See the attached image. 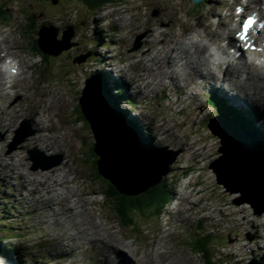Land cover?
Masks as SVG:
<instances>
[{"label":"rangeland","instance_id":"rangeland-1","mask_svg":"<svg viewBox=\"0 0 264 264\" xmlns=\"http://www.w3.org/2000/svg\"><path fill=\"white\" fill-rule=\"evenodd\" d=\"M233 2L234 0H209L207 3H202L203 10L197 15L193 10L192 0H122L107 4L99 10H89L78 0H0V13L5 11L0 16V33L6 36L7 42H12L11 44L16 48L15 54L22 58L23 63V78L16 84L19 90L9 101L17 103V106L4 107L8 103L6 102L3 105L4 113L1 114L0 111V115H3L0 121V210L4 211L0 214V237H6L9 234L8 231L16 235L17 237L8 239L4 244L18 248L24 258L29 261L26 262L27 264H79L78 259L83 264L116 263L110 256L106 259L107 253L103 251L97 250L99 252L96 253L95 248L98 245L91 244L86 236L82 239L66 240L67 253L61 252L55 245L58 240L56 238L70 237L74 231L68 228L73 225L75 229V224L80 223V218L82 225L87 221L82 219L80 213L74 216L75 221L66 220L70 216L69 212L59 207L58 211H64L65 216L61 214L58 220L54 212L48 214L39 212L37 207L42 205L41 194L36 192L35 185L25 177L26 170L34 169L29 150H39L44 154L54 155L53 160L51 158L48 163L43 164L59 162L49 170L39 168V171L47 172L58 168L65 161L72 160L76 168L81 167L92 173L91 181L87 179L88 181L82 182V186L78 183H74L73 186L78 187L79 185V189H87L88 193L85 196H93L94 205H98L100 208L98 209L104 214L110 215L116 224L122 221L119 226L129 234L127 239L129 247H125L126 250L122 251L128 256L130 253L136 254L139 264H160L161 262V255H155L156 246L150 244V247L148 239L155 240L154 243L156 240L162 242L165 239L166 244L172 249L173 256H181L183 261L188 260L189 257L190 264H206L205 252L200 251L196 246L198 242H201L202 235L205 233L212 236L208 244L212 259L217 264H254L252 263L254 260L261 264L257 260L259 257H263L264 262V214L257 215L254 211V207H257L255 203L249 200L250 197L246 199L241 192H250L249 186L244 184L245 180L239 174L233 173L229 178L241 186L234 190L218 182L217 174L211 167L222 154L220 152L223 140L222 130L215 129L214 125L235 119L222 113L212 124L209 122V128L205 126L207 119L214 117V110L208 98L212 97V92H217L213 90V87L218 85L214 83L215 79L207 80L209 81L207 85L203 82L198 85L192 83L193 74L203 76L202 71L209 72L208 69L202 70L201 60L193 72L190 66L184 65L185 68L180 73L184 76V80L180 85H175L170 80L171 78H167L161 87L149 86L146 83L147 80L144 79L145 75L152 77L158 75V71L151 66L152 61L149 59L157 56L159 49L164 50L160 45L161 41L164 42V35L172 33L183 41L190 36L197 38L196 32L204 34L206 31L199 24L200 21L205 20L207 14L211 18L214 13L210 14L212 9H216V13L224 17L226 24L229 23V31L226 25L222 28L218 27L226 34V37H229L228 33L231 28L237 27L238 23V18L231 16L229 12ZM198 5L196 8L200 7V4ZM33 16H37L36 24L30 22V17ZM212 20L217 27L219 20L215 17ZM28 24L31 26L28 27ZM42 26L56 31L61 45L65 41V31L72 28L73 33L70 39L72 47L70 46V49L62 51L59 55L44 53L37 42L38 32ZM152 29L155 31L151 32ZM237 34L238 27L234 33L236 39ZM217 38L221 42L222 38ZM139 39L140 45H134ZM33 42L37 43L45 58L32 48L34 47ZM152 45L156 46V51H149ZM212 48L215 53L219 54L216 45ZM101 58L103 62L99 61ZM105 63H111L110 67L106 66L104 69ZM113 64H116L115 69L120 71L118 75L121 77L117 78V73L112 69ZM168 70V66H164L160 81L164 80ZM207 74L209 76V73ZM187 77H192V79ZM88 78L98 80L99 84L95 80L90 83L91 88L89 89L86 84ZM230 80L233 81V79ZM122 82L130 84L127 88L125 83L124 94L119 97L115 96L117 92L115 88L112 89L113 94L109 92L110 85ZM95 85L106 88L108 98L109 95L112 96L118 112L123 119L136 128L135 131L138 134L135 133V135H138L141 140H146L151 151H157L155 146H163L175 156L174 163L168 161L169 171L160 175V180L166 184L168 192V202L162 210L152 207L145 208L143 211L131 210L129 216L126 217L129 222H124L122 219L119 220L120 217L116 214L112 199L105 194L106 189H113L109 187L113 183L99 174V169L95 164L97 155L94 154V158L91 153L95 137L92 135L88 121L82 120L80 110H76L85 88V95L89 96L85 98V103L90 101V106H92L90 96L93 97ZM218 88H221V84ZM43 92L44 96H42ZM96 93L95 97H98L99 93ZM6 100L5 97L4 101ZM229 103L246 111L249 119H256L255 123L253 121L255 127L261 133L264 131L258 121V116L262 115V111H258L259 107L246 105L241 108L234 101L229 100ZM90 106L88 110L92 114ZM33 108L39 109L43 115L44 111H48L49 136L52 141L63 145L65 151L56 150L57 147L54 150L43 149L38 146L40 142L36 143L32 139L36 134L41 136L47 133L39 130L40 117L30 116V114L33 116L31 113ZM261 119L264 121L263 118ZM26 121L30 124L32 131L36 130L35 133L16 150L9 152L17 136V129ZM152 121L155 122L152 123ZM129 127L132 128V126ZM249 132L252 131L249 130ZM252 133L256 134V142L262 148V150L258 149L259 155L264 157V145L259 140L258 134ZM54 136L59 138L53 139ZM190 145H194L193 149ZM203 145L208 148H203ZM261 151H263L262 154H260ZM114 152L117 153L116 150ZM159 153L162 154V152ZM4 154L8 156L2 157ZM69 154L70 158L67 157ZM11 157L14 159L12 160ZM196 157L198 158L195 159ZM261 163V167L264 168V160ZM5 164H8V167H5ZM187 169L194 173H181V170ZM78 177L81 178V175L79 174ZM232 182L230 183L233 185ZM94 187L101 192L99 193V190ZM199 190L200 192L197 193ZM95 193L97 194L94 196ZM241 196L244 198L242 201L246 203L238 204ZM262 198L264 203V196ZM57 200L61 201L58 198ZM176 207L182 209L179 211ZM176 213L179 218L175 217ZM95 214H97V208L94 206L90 215L96 218ZM47 215H49L48 219ZM104 226L113 231L115 228L119 230L110 219L104 223ZM104 226L99 228L103 229ZM76 231L81 233L79 227ZM157 246L159 251L166 248L165 245ZM78 247L79 252L74 249ZM146 248L149 249L146 250L147 254H152L148 260L145 259ZM37 257H42V259L37 260ZM125 258H127L126 255H120L121 264ZM172 262L165 261V264H172Z\"/></svg>","mask_w":264,"mask_h":264},{"label":"bare ground","instance_id":"bare-ground-1","mask_svg":"<svg viewBox=\"0 0 264 264\" xmlns=\"http://www.w3.org/2000/svg\"><path fill=\"white\" fill-rule=\"evenodd\" d=\"M200 2H202V1H200ZM261 4H264V0H247V3H246V5L249 8H251V7L258 8L257 10H255V11H259L258 13H256L259 17L258 21L264 22V12H262V10H260ZM215 10L214 9L211 10L210 14H212V12H214L211 18L209 17V14H207L205 16V20L200 21L199 24L206 31L204 32V34H200L199 32H196L197 38H195L194 36H190L189 38H185L184 39L185 41H183V40L175 37L174 34H172V33L165 34L163 37V40L167 45L164 44L163 41H161L160 45H161V47L164 48V50H167V51H164V50L160 51L161 49H159L158 50L159 54L157 56H154L153 58L149 59L150 61H152L151 66H153V68H155L158 71V75H157V77L145 75L144 79L147 80L146 83L149 86L154 85V86L161 87L167 78H171L170 80L173 81V83L175 85H180L181 81L184 80V76L180 75L182 69L185 68L184 65L187 64L188 66H190L191 70L193 72V70H195V68L197 67L198 62H200V60H201L202 62H200V64H201L200 66L202 67V70L208 69L209 72L202 71L204 73L203 76H205V77L198 75V74H193L194 79L192 80V83L195 85H198V83L203 82V83H205V85H207L209 83V81H207V80L211 81L210 78H213V79H215L214 80L215 84H218V85L221 84V88H218V85H217L214 87V89L218 90L220 93L225 95L230 100V102L234 101L241 108L246 106V105L249 107L252 105L256 106L259 104L258 107L261 110L259 109L258 111L259 112L262 111V115L258 116V118H259L258 121L260 123V126L264 130V121H262V119H261V118L264 119V51H263L264 50V30L258 36H256V37L253 36L252 38L247 39V41L252 42V45L255 44L258 47H257V50L255 51V56L252 59L244 58L243 57L244 52L242 51V49H240V47L237 46L238 39L236 40L235 37L233 36L235 31H236V29H235L236 27L231 28L230 32L228 33L229 37H226L225 36L226 34H224V32L222 30L218 29V27L222 28L224 25H226V27H228L229 23L226 24L224 19H223L224 17L219 16ZM214 17L219 20L217 27H215V23L212 20V18H214ZM36 18H37V16H33V19L30 18V22L31 23L33 22L36 24V22H37ZM232 20H234V19H232ZM154 31L155 30L152 29L151 32H154ZM227 31H229V27H228ZM1 33H0V36H2V38H0V111H1V114H3L4 113V107L7 106V107L13 108V107L17 106V103H12L9 101L13 98L12 96L16 95L17 91L19 90V88L17 87L16 84L19 80H21L23 78V69H21V68H23L22 67L23 63H22V58H20V56L18 54L17 55L15 54L14 50L16 48L11 44L12 42L11 43L7 42L6 36L2 35ZM190 35H194V34L190 33ZM230 36H232V37H230ZM216 37H220L222 39L227 38V40L225 41L227 45H223L222 43H220V41L218 40V38L216 39ZM184 43L187 45L183 46L182 44H184ZM19 44H20V42H19ZM213 45H216V50L219 51V54H217L211 50V49H213L212 48ZM158 46H159V44H158ZM34 47H35V44H34ZM34 47H32V48H34ZM150 50L156 51V46L152 45L149 48V51ZM19 51H20V49H19ZM17 53H19V52H17ZM217 55H219L220 57L218 58ZM12 57L17 59L16 62L18 64V68L20 70V72L17 75H13V76H11V74L8 72V70L5 69V66L2 65V63L5 60H7V62L11 61ZM220 58L224 60L223 63L218 61ZM31 60H32V58H31ZM97 60H99V59H97ZM106 64H107L108 68L111 65V63H106ZM164 66H168L169 70L167 71V75L164 76V80L160 81V75L162 73ZM47 67L48 66H46V68ZM110 72L112 73V71H110ZM207 73H209L210 77L208 76ZM189 76H192V75H189ZM26 77H27V75H26ZM187 78L192 79V77H187ZM239 78L241 80H239ZM230 79H233V81ZM175 80H177V81H175ZM104 81H105V79H104ZM96 83H98V80H96ZM120 86H121L120 84H119V86L117 84L116 85H110V88L108 87V89H114V88H117ZM103 88L106 89L104 86L97 87V85H95V89L93 90L94 94H97L96 92L99 93V95H100L99 99L97 97L91 98V96H90V100L92 101V109L98 111L99 115L102 118V119L97 121L98 123H96L94 121L92 124L84 116L85 111L91 105L90 101H87V103L84 104V101L79 100V102H78L79 104H77V106H76L78 108L76 110L77 111L80 110L81 114L83 115V118L82 117H80V118L82 120L84 119V121H88V123L90 125V129L92 130L91 132H93L92 135H94V137H95V143H94L93 147H91L93 152L91 151V153H95L99 157L97 164L95 162L96 167H98V169H99V172L101 170V172L105 175L106 172H108V174H110L109 173V171H110L114 177V180L119 182L125 188L124 189L125 195H128L127 194L128 190L129 191L130 190H133V191L138 190L140 192L142 190H144L142 192V193H144V192L148 191L150 188L155 187L156 185L159 186L160 184H163L164 186H166V184L161 182L162 180L157 182L158 177L160 175L166 174L165 171L168 168V165H167V166H165V169H164V164L161 160H159L157 158L158 156L157 157L153 156L151 158H148V156H150L149 152H145V153H142L139 155V154L134 153V152L139 153L140 151H134L133 152L132 150L126 151L127 154H125V151H122L123 150L122 145H120L121 146L120 149H115V144H114V143H116L115 137L123 140V139H125V137H129L131 135V133L136 138H138V135H135V133H137L135 131L136 128L130 122L123 119V116L118 112L117 109L114 110V108H115L114 102L115 101L113 100L112 96L109 95L110 99L108 98L107 94L105 96H103V92H104ZM89 89H90V87H89ZM42 96H44V92L42 93ZM5 97L7 98L6 101H4ZM82 97L89 98V96L83 95V94H82ZM6 102H8V103L6 105H4ZM3 105H4V107H3ZM31 113H33V116H32V114H30V116L32 118H35L37 116H38V118L40 117V119H39L40 129L39 130L47 132V133H45V135H43L41 133L42 134L41 136H38L36 134L35 136L32 137V139L36 143L40 142V143H38V146L43 148V149H47V150H50V149L54 150L55 147H57L56 150L65 151V149L63 148V145L58 144L57 141H52V138L49 136L48 128H47V126H48L47 125L48 124L47 119L49 118L48 111H44V115H45L44 116L42 114V112H40L39 109L33 108L31 110ZM213 115L216 116V113H214ZM2 118H3V115H0V121ZM126 123L129 126H132V128H130ZM120 125L122 127H119ZM222 125L226 126V128L222 130V134H221L223 137L222 139L225 141V143H227L229 148L235 149L237 147V149H238V147H241L242 148V156L244 153L247 154L248 150H249V151H251L250 153L255 158L258 157L257 163L253 162V160H247V162H238L236 159L231 160L232 158L230 156H228V159H230L231 161H233L236 164V168L238 166V168L240 169V170L238 169V174L244 180H246L245 178H250L249 180L247 179V182L249 184L248 188L250 189L249 196H250L251 200L255 203V205H257V208H255L254 211L257 213V215L260 216L261 214H264V210H262L261 213H259V211H260L259 207H261L262 205L264 207L263 198H262L264 196V175L261 174V172H260V168H262L261 167L262 163L260 162V159L264 160V157L262 155H259L258 149L262 150V148H260V146L253 140L252 135L249 132H243V131L238 132L237 129L235 132V130H234V126H236L235 123H233V122L223 123V124H220V127ZM115 126L119 127V128H115ZM228 126H230V132L229 133L226 131ZM93 128L98 129V136H99L98 139L96 138V132ZM35 131L34 130L32 131L30 129V124L27 121L23 122L22 125L16 131L17 136L15 137V139L22 138L21 143H20L22 145L29 137H31L35 133ZM126 134H129V136H125ZM229 134L233 137L234 142L237 145H235L231 141V136ZM238 134L239 135L240 134L245 135V136L241 140L238 138ZM250 137H251V139H250ZM56 138H59V137H56V136L53 137V139H56ZM36 139H38V140H36ZM131 139L133 141H135L136 144H138L142 149H145L146 151L150 150L148 145L146 144V140H142L143 142H141L140 138L134 139L131 137ZM123 143L128 145L126 140H124ZM185 145H187V144H185ZM94 147H95V149H94ZM190 147H192L191 149H193L194 145H190ZM203 148L206 149L208 147L203 145ZM221 148H222V145L220 147V150H221ZM10 149H11V151L16 150V149L12 148V146L10 147ZM114 150L117 151V154L120 157L114 156L116 154L114 152ZM30 152L35 156V159H33V160L36 162H37L36 155L38 157L44 159V161L47 163H48V161L51 160V158L53 160V157H54V155L44 154L43 152H41L39 150H29V153ZM167 152H168L169 157L171 159L170 162L174 163L175 156H173V153L171 151H167ZM220 152L222 153V150ZM6 155L7 154H4L2 157H6ZM9 155H11V154H9ZM263 155H264V153H263ZM67 157L70 158V154L67 155ZM93 157L95 158L94 154H93ZM197 158L198 157H196L195 159H197ZM11 159L13 160L14 158L11 157ZM149 161H151L152 163H150V165H146V162H149ZM243 161H245V160L243 159ZM249 161H251V162L248 163ZM214 162H218V159ZM220 162H221L220 165H222L223 160H220ZM146 166H147V168H146ZM5 167H8V164H5ZM258 167H260V168H258ZM245 168H247L248 171L244 170ZM136 169H137V171H136ZM189 169L191 170V168H189ZM189 169H187L185 171L181 170V173H185V172L194 173V172L190 171ZM253 170H255V173H256L255 177H260L261 181H260V179L256 180L254 175L251 177L250 173H253ZM67 171H69V172H67ZM77 173H78V175L79 174L81 175V178L78 177ZM31 176H33V178H31ZM91 176H92V173L90 171H85L81 167L76 168V166L72 163V160H70L69 162L65 161L60 166H58V168L56 167V168L50 169V171H47V172L39 171V170H35V169H33V170L28 169V170H26V173H25V177L27 178V180L28 181L30 180L35 185L36 192L41 194V204L42 205L40 204L41 206L37 207L39 212L41 211V212L47 213V214L49 212L50 213L54 212V213H56L55 218L57 219L60 217L61 214L63 215V217L65 216L64 211H61L62 209H64V210L68 211L70 214V216L68 218H66V220L73 219V221H75L76 220L75 215L78 216L79 215L78 213H80V216H82V219L84 221H87V223L85 222V224L83 223V225H82V220L80 218V223L76 222L75 229H73V225L70 228H68V230H73L74 232H72L71 235L68 233L70 235V237H67V239L59 238V237L56 238V239H58L57 240L58 243L56 242L55 245H57V247L60 249L61 252L67 253L66 248H65V245L67 244L65 242L66 240H70V239L71 240H77L78 238L82 239V238H84V236H86L87 240L91 244H97L98 245V247L95 248L96 253L99 252L97 250H101V251L107 253L105 255V258L109 259V256L112 257V261L116 262L115 264H121L122 263L121 259H119L120 255H126L127 256V258H125V261H123V264H139L138 260L136 258V254L130 253L128 251L130 253L128 256L126 254V252H123L124 250H126L125 247H127V246L129 247V243L127 242L129 234L127 232H124V230H122L121 227L119 226L122 221H120V223L117 222V224H116L115 223L116 221H114V219H112V217L110 215L108 216L107 214H104L102 211L99 210L100 208L98 207V205H94V202L92 199L93 196L92 197H86L85 196V194L88 193L87 189L86 190L85 189H79L80 188L79 185H78V187L73 186L74 183H78V184H80V186H82L84 181H88V180L91 181V179H90ZM155 181H156V183H154ZM198 182L199 181L197 180L196 183L198 184ZM153 183L155 185H153ZM228 186L231 188L232 185H228ZM238 186L241 187L240 185H238ZM96 190H99V189H96ZM105 191H107V190H105ZM100 192L101 191L99 190V193ZM199 192H200V190L197 193H199ZM96 194L97 193H95L94 196ZM108 197L110 199H112L110 196H108ZM57 198L61 199V201L57 200ZM109 198H107V200ZM243 199L244 198L241 196V201L238 204L246 203V202L242 201ZM112 200L114 201V199H112ZM116 202L118 204V202H120V201L116 200ZM54 204L56 206H54ZM98 204H99V202H98ZM44 205H46V206H44ZM105 205H106V203H105ZM94 206L97 208V214H95L96 218L94 216L90 215L91 209ZM116 206H118V205H116ZM119 206H121V205H119ZM58 207L61 210L58 211ZM112 207H113V205H112ZM177 207H180V206L177 205ZM152 208H156V206L154 205ZM181 209L177 208V210H179V211ZM99 211H100V213H98ZM48 216L49 215H47V219H48ZM113 217H114V215H113ZM119 217H118L119 220L122 219L124 222L127 221L126 219H125L126 220L125 221L121 216H119ZM175 217L179 218V215L177 214V215H175ZM44 218H46V217L44 216ZM109 219L112 223H114L119 228V230L117 228H115L114 229L115 231H113V230L107 229L104 226V223H107V220H109ZM127 222H129V220ZM86 224H87V226H85ZM199 224H200V222H199ZM70 225H71V223L69 224V226ZM127 225L130 226V224H127ZM100 226H104L103 229H100L99 228ZM77 227H79L81 233L76 231ZM164 230H165V224H164ZM103 231H105V233ZM127 231L129 232V230H127ZM160 231L162 232L161 229H160ZM201 231H204V230H201ZM132 232H133V230H132ZM8 233L10 234L9 231H8ZM130 233H131V231H130ZM164 233H165V231H164ZM164 235H166V234H164ZM61 236H63V235H61ZM160 239L162 240V238H160ZM154 241L155 240L148 239L149 246H150V244H151V246L152 245L156 246V248L154 250L155 255L156 254L161 255L160 264H165V261H170V262L173 261L172 264H190L191 263V262L189 263V261H188V260H191L189 257L187 258L188 260L183 261V260H181V256H173L171 254L172 249L170 248V246H168L166 244L165 239H163L162 242H159L158 240H156V243H154ZM157 245H159V246L165 245L166 248L163 251H159V248ZM80 248H81V246H80ZM74 249L77 252L80 251L79 247L74 248ZM71 250H73V249H71ZM146 250H149V249H147V248L145 249V259L148 260L149 259L148 257H150L152 254H150V255L147 254ZM118 252H121V253H118ZM251 253H252V250H251ZM95 255H97V254H95ZM183 257L186 258V256H183ZM77 262H79V264L80 263L83 264L79 259L77 260ZM252 263L258 264V263H256V260H254V262H252Z\"/></svg>","mask_w":264,"mask_h":264},{"label":"water","instance_id":"water-1","mask_svg":"<svg viewBox=\"0 0 264 264\" xmlns=\"http://www.w3.org/2000/svg\"><path fill=\"white\" fill-rule=\"evenodd\" d=\"M195 2H200V1H202V0H194ZM39 38L37 39V42H38V45H39V47L43 50V52L44 53H47V54H51V55H59L62 51H64V50H66V49H70L72 46V43H71V41H70V39H71V36H72V33H73V31H72V28H69L68 30H66L65 31V34H66V36H65V41H63V45H61L60 44V41L61 40H58L57 39V32L56 31H52L51 29H48L46 26H42L41 28H40V30H39ZM137 46L138 45H140V42L138 41L137 42V44H136ZM71 46V47H70ZM85 58H86V56H85ZM96 79H93V78H88L87 79V81H86V84H87V86L88 87H90L91 88V85H90V83H92L93 81H95ZM86 88L84 89V91H83V95H85L86 94ZM108 92V91H107ZM91 94H92V92H91ZM95 95L96 94H94V92H93V97L91 96V98H94L95 97ZM106 95V92H105V89H104V92H103V96H105ZM100 96V95H99ZM99 96L97 97L98 99H99ZM102 96V95H101ZM82 97V96H81ZM79 98V100L80 101H84V104H85V97H82V98ZM84 99V100H83ZM107 102V101H106ZM108 103V102H107ZM114 106V105H113ZM90 108H91V110H92V114H91V112H89V110H88V108H87V110L85 111V113H84V116L87 118V120L88 121H90L92 124H93V122H94V120H95V122L96 123H98L97 121L98 120H100V119H102L101 118V116L99 115V112L98 111H96V110H93L92 109V106H90ZM114 110H116V107L114 108ZM90 113V114H89ZM230 122V121H229ZM231 122H233V123H235L236 124V126H234V130H235V132H236V129L238 130V132H241V131H243V132H249V131H247L246 129H244L245 127H244V125L242 124V123H240V122H238V121H231ZM238 125H240L241 127H239ZM119 127H122L121 125L119 126ZM119 127H116L115 126V128H119ZM94 130H95V132H96V138L98 139L99 138V136H98V129L97 128H93ZM227 132L229 133L230 132V126H228V130H227ZM251 135H252V138L254 139V141L256 142V139H257V136H256V134H254V133H252V132H249ZM230 135V134H229ZM116 136V135H115ZM125 136H129V134H126ZM231 136V135H230ZM244 136L245 135H239L238 134V138L239 139H241L242 140V138H244ZM131 137L132 138H134V139H138V138H136L132 133H131V135L129 136V137H125V139H118V138H116L115 137V142L116 143H114L115 144V149H120L121 148V146L120 145H122V148H123V150L122 151H125V154H127V152L126 151H129V150H132L133 152L134 151H140L139 153L138 152H134V153H137V154H142V153H145V152H149L150 153V156H148V158H151V157H153V156H158L157 158L159 159V160H161L162 162H163V164H164V169H165V166H167L168 165V161H170L171 159H170V157H169V155L167 154L168 152H167V149L166 148H164V147H158L156 150L157 151H151V150H148V151H146L145 149H142L138 144H136V142L135 141H133L132 139H131ZM21 139L22 138H19V139H15V141L11 144V146H12V148H14V149H16L18 146H19V144L21 143ZM124 140H126L127 141V143H128V145L127 144H125V143H123L124 142ZM140 140V139H139ZM141 142H143L142 140H140ZM231 141L235 144V145H237L235 142H234V139H233V137L231 136ZM222 142V148H221V150H222V154L220 155V157H219V159H218V162H214L212 165H211V167L215 170V173L217 174V177H218V182H222V183H224L226 186H228V185H232L230 182H232V180L229 178L230 176H232L233 175V173L234 174H238V166H237V168H236V164L233 162V161H231V160H237L238 162H247V160H253V162H255V163H257L258 161V157L257 158H255L250 152L251 151H249L248 150V155L246 154V153H244L243 154V156H242V148L241 147H238V149H237V147L235 148V149H231V148H229V146L227 145V143H225V141L223 140V141H221ZM257 143V142H256ZM10 146V147H11ZM97 146V145H96ZM95 146V147H96ZM228 146V147H227ZM95 147H94V149H95ZM99 148V147H98ZM141 148V149H140ZM159 150V151H158ZM220 150V151H221ZM96 151V150H95ZM9 152H12L11 151V149H9ZM97 152V151H96ZM159 152H162V154H160ZM254 152V151H253ZM262 152L263 151H261V153L260 154H262ZM116 153V152H115ZM159 153V154H158ZM100 154V153H99ZM29 155H30V159L32 160V161H34L33 159H35V156L30 152L29 153ZM101 155V154H100ZM102 156V155H101ZM114 156H117V157H120L117 153L114 155ZM228 156H230L232 159L230 160V159H228ZM124 158V157H123ZM167 158V159H166ZM36 159H37V162L36 161H34L35 163H34V166H33V168L35 169V170H38L39 168H42L43 170H46V169H49L50 167H53V166H55L57 163H59V162H54V163H51V164H43L45 161H44V159H42V158H40V157H38L37 155H36ZM243 159L245 160V161H243ZM220 160H223V164L222 165H220L221 164V162H220ZM262 160L260 159V162H261ZM251 161H249L248 163H250ZM99 163V162H98ZM143 163V162H142ZM150 163H152L151 161H149V162H146V165H150ZM99 165V164H98ZM145 165V164H144ZM256 167V166H255ZM146 168H147V166H146ZM258 168H260V167H258ZM168 169V168H167ZM166 169V173H167V171H169V169L167 170ZM240 170V169H239ZM244 170H247L248 171V169L247 168H245ZM136 171H137V169H136ZM260 172H261V174H263L264 175V168H260ZM100 173L104 176V177H106V178H108L118 189H119V191L120 192H122V193H125V188L119 183V182H117L116 180H114V177H113V175H112V173L109 171V173L110 174H108V172H106L105 173V175L101 172V170H100ZM107 174V175H106ZM251 174V177L254 175V177L256 176V173H255V170H253V173H250ZM162 176V175H161ZM256 178V180H258V179H260V181H261V178L260 177H255ZM246 180V182L244 181V184H246L247 186H249V184H248V182H247V179L249 180L250 178H245ZM160 181V176L158 177V179H157V182H159ZM154 183H156V181L154 182ZM153 183V185H155ZM232 183H234V182H232ZM152 186V185H151ZM232 189H234V190H236V189H239L240 187L236 184V183H234L232 186ZM147 189V188H146ZM145 189V190H146ZM242 190V189H241ZM144 190H142L141 192L140 191H138V190H128L127 192V194L128 195H137V194H139V193H142ZM242 193H244V197H246V199L248 198V197H250L249 196V192H244V191H241ZM249 200L250 201H252L251 200V198H249ZM249 201V202H250ZM257 206V205H256ZM254 208H257V207H254ZM260 208V211H259V213H261V211L262 210H264V207H263V205L261 206V207H259ZM256 263H257V261H256Z\"/></svg>","mask_w":264,"mask_h":264},{"label":"trees","instance_id":"trees-1","mask_svg":"<svg viewBox=\"0 0 264 264\" xmlns=\"http://www.w3.org/2000/svg\"><path fill=\"white\" fill-rule=\"evenodd\" d=\"M118 1H122V0H78V2L81 5L87 6V8L89 10H94V9L99 10V8H101L107 4H114L115 2H118ZM194 10L197 12H200V10H198L197 8H195ZM3 13H5V12L4 11L1 12V14H3ZM30 18L33 19V17H30ZM29 26L30 25L28 24V27ZM33 43L35 44V47H36V48L34 47L35 51L39 55L43 56V58H45L44 57L45 55H43L41 50L38 48L37 43H35V42H33ZM101 60L103 62V58H101ZM117 85L119 86V84H117ZM120 85H121L120 87L115 88L117 90V92L114 95L118 96V97L125 93V90H124L122 84H120ZM97 87H100V85H97ZM105 92H106V89H105ZM109 92L112 93V89ZM208 101H210V105L214 110L213 112L216 113V116H214V117L212 116L211 118L207 119L206 124H205L206 127L209 128V122L212 124L216 120L218 115L225 113V114H227L230 117L235 118V119L226 120L223 123H227L229 121L231 122V121L239 120L244 125V127H245L244 129H246L247 131L250 130L252 132L257 133L259 140L264 145V133L263 132L261 133L255 127L254 123L256 120L249 119L247 117L248 115L244 111L238 110V109L234 108L233 106L227 105L224 102V100L222 98L218 97L216 94L212 95V97H209ZM80 117L83 118V116L81 114H80ZM253 121H254V123H253ZM238 126L241 127L240 125H238ZM214 127H215V129L219 128L220 130H223L226 128V126H223V125L220 127V123L214 125ZM227 130H228V127H227ZM250 139H251V137H250ZM155 147H158V146H155ZM92 154H95V153H92ZM98 159H99V157L97 156V159L95 160L96 164H97ZM99 174H101V173L99 172ZM109 187H111L113 189H111V190L106 189L107 191L105 192V194H107V196H110L112 199H114V201L113 200L112 201L114 203L115 210H116L118 216H121L124 220L125 219L127 220L126 217L129 216V212L131 210L143 211L145 208H150V207H153L154 205L159 210H162L164 205L168 202V195H167L168 192L166 191V186H162L161 184L159 186L156 185L155 187L150 188L148 191H146L144 193H141L138 195H129V196L120 192L119 189L116 186H114V184L110 185ZM114 194H116V195H114ZM116 200L120 201V202H118V204H117ZM116 205H118V206H116ZM119 205H121V206H119ZM6 211H9V210H6ZM3 212H4L3 210H0V214ZM9 236H11V239H14V237H17L14 234H7V236L4 238L0 237V264H27L26 262H29V261L27 260V258H24V256L22 255V252L20 250H18V248L12 247L10 244H4L5 241H8V239H10V238H8ZM211 237H212L211 234L205 233L202 236L203 239L201 240V242L200 243L198 242L196 244V246H198V249L200 251L205 252L204 256L206 259V264H217L212 259V253H211V249H210V245H209L210 244L209 240L211 239ZM39 259H42V257H37V260H39ZM262 259H263V257H259L257 260L262 264V263H264L262 261ZM36 264H40V263H36Z\"/></svg>","mask_w":264,"mask_h":264},{"label":"snow or ice","instance_id":"snow-or-ice-1","mask_svg":"<svg viewBox=\"0 0 264 264\" xmlns=\"http://www.w3.org/2000/svg\"><path fill=\"white\" fill-rule=\"evenodd\" d=\"M252 24H253V19L251 17L243 21V25H242L243 31L237 34L240 40L244 41L248 39L247 33L248 30L251 28Z\"/></svg>","mask_w":264,"mask_h":264}]
</instances>
